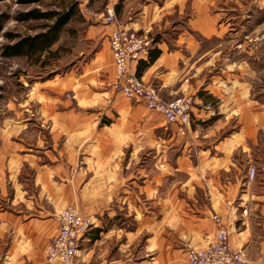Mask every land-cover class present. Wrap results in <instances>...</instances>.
Here are the masks:
<instances>
[{
	"label": "crops",
	"instance_id": "crops-1",
	"mask_svg": "<svg viewBox=\"0 0 264 264\" xmlns=\"http://www.w3.org/2000/svg\"><path fill=\"white\" fill-rule=\"evenodd\" d=\"M91 1L80 57L33 87L37 116L22 132L0 135V264H45L69 204L94 219L74 264H186L187 248L214 239L216 215L247 264H264V93L253 96L245 61L218 63L228 28L214 0ZM106 8L154 40L129 72L163 100L192 99L184 132L107 86Z\"/></svg>",
	"mask_w": 264,
	"mask_h": 264
},
{
	"label": "rangeland",
	"instance_id": "rangeland-1",
	"mask_svg": "<svg viewBox=\"0 0 264 264\" xmlns=\"http://www.w3.org/2000/svg\"><path fill=\"white\" fill-rule=\"evenodd\" d=\"M77 3L76 13L72 14L49 51L33 57L6 56L5 46L12 45L23 37L45 31L54 23V12L61 13L68 7V0H0V15L3 26L0 31V135L22 132V126L29 115L37 116V105L29 102L33 87L44 81L57 80L71 66L79 51L84 48L82 35L87 26L83 12L88 5L86 0H73ZM91 1L94 10L101 1ZM215 10L221 11L218 24L227 26L228 31L221 35L217 54L223 59L236 61L253 69V96L260 97L264 85V0H214ZM34 11L40 18H22L25 13ZM51 14V15H50ZM51 16V17H48ZM163 100V99H162ZM167 101V100H164ZM170 101V100H169ZM31 111L32 114L29 112ZM34 116V117H35Z\"/></svg>",
	"mask_w": 264,
	"mask_h": 264
},
{
	"label": "built area",
	"instance_id": "built-area-1",
	"mask_svg": "<svg viewBox=\"0 0 264 264\" xmlns=\"http://www.w3.org/2000/svg\"><path fill=\"white\" fill-rule=\"evenodd\" d=\"M103 15V20L113 26L108 44H110L115 75L107 82V86L128 99L143 101L148 109L163 115L167 123H176L178 129L184 132L183 127L190 123L192 117V99L179 96L164 101L153 86L143 83L129 72V63L132 60L143 59L149 55L154 46L153 38L146 33H139L123 26L117 20L113 8H106ZM254 177V168L248 167V179L253 180ZM262 197L264 199V188ZM54 217L58 223V230L44 248L45 264L53 262L74 264L79 250L78 243L93 226L94 219L71 204L63 207ZM214 220L218 224L214 239L205 247L187 248L186 264H247L248 259L243 251L229 242V232L221 222L222 218L216 215Z\"/></svg>",
	"mask_w": 264,
	"mask_h": 264
},
{
	"label": "trees",
	"instance_id": "trees-1",
	"mask_svg": "<svg viewBox=\"0 0 264 264\" xmlns=\"http://www.w3.org/2000/svg\"><path fill=\"white\" fill-rule=\"evenodd\" d=\"M68 7L61 13L54 12L55 21L53 24L47 27L45 31L33 36H26L13 43L12 45H6L4 55L6 56H22V57H33L34 55L49 51L52 45L58 40L60 32L63 26L69 22L71 15L76 13L77 3L73 0H68ZM45 14H36L34 11L25 13L22 18H40ZM51 15V14H50ZM51 17V16H48ZM3 26V19L0 15V31ZM153 57H151L152 59Z\"/></svg>",
	"mask_w": 264,
	"mask_h": 264
}]
</instances>
